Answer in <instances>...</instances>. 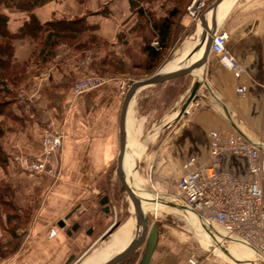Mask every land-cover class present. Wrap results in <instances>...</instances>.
I'll list each match as a JSON object with an SVG mask.
<instances>
[{
	"label": "crops",
	"instance_id": "crops-1",
	"mask_svg": "<svg viewBox=\"0 0 264 264\" xmlns=\"http://www.w3.org/2000/svg\"><path fill=\"white\" fill-rule=\"evenodd\" d=\"M206 1L208 5L216 0ZM104 10L105 15L102 14ZM0 13L9 17V30L12 33H17L28 19L25 13L10 12L1 7ZM34 15L42 24L86 17L89 26L96 28L97 36L117 44L120 34L124 31L128 33L127 26L134 12L130 0H87L85 5L76 0H67L51 2L36 9ZM218 27L229 35L227 47L242 69L241 74L228 69L218 56L211 53L206 65L193 75L139 92L128 114V144L132 145V152L140 146L131 142V135L140 137L141 129L138 128L133 134L131 132L133 124L140 127L139 119L136 117L134 120L133 114L143 102L151 97H159L163 91L181 85L186 79L184 91H187V97L183 93L177 95L172 102V110H179L166 119L174 125L165 144L168 162L183 167L186 160L195 158L200 166L218 163L223 170L245 177L248 166L245 158L230 152L215 156L214 152L220 140L235 133L244 135L251 142L264 144V0H235ZM122 83L113 79L80 96H76L70 87L67 88L57 78L35 82L31 90L26 89L28 97H41L45 106L52 101L51 90H65L62 94L57 92L56 97L63 115L59 124L64 134L60 170L62 181L52 185L48 177H32L36 193L45 198L31 226L30 239L26 242L21 259L12 264H65L71 258H79L83 252L88 254L92 249L89 244L98 232L92 217L101 212L104 222L112 218V198L110 194L103 193L106 190L103 185L111 178L113 169L117 168L121 111L129 89L123 91ZM196 83L200 86L191 100ZM194 103H200V106L196 108ZM187 107L192 108L190 115L183 114ZM46 112L52 114L53 110ZM146 120L141 117L142 125ZM34 122L39 127L42 124L41 120L35 118ZM170 124L155 130L154 138ZM38 151H41L40 144ZM156 195L159 199L174 200L173 197ZM71 213L73 217L67 221V227L61 228L59 222ZM77 224L79 228L74 230ZM168 233V230L160 228L159 242L150 264H190L192 258L198 264H226L219 258L201 261L197 256L181 257L178 243L169 240ZM199 239L204 246L216 248L207 240ZM218 251L226 258L224 253Z\"/></svg>",
	"mask_w": 264,
	"mask_h": 264
},
{
	"label": "rangeland",
	"instance_id": "rangeland-1",
	"mask_svg": "<svg viewBox=\"0 0 264 264\" xmlns=\"http://www.w3.org/2000/svg\"><path fill=\"white\" fill-rule=\"evenodd\" d=\"M134 1L135 8L149 9L156 21L166 18L174 8H177L179 16L175 23L185 25V27L177 29L175 42L163 52L159 62L147 63L143 53L144 47L149 43L152 46L157 44V39L148 27L139 26L138 15L136 14L133 15L131 23L127 26L128 33L124 31L120 34L119 43L113 44L109 41L106 42L107 40H101L99 36L97 37L96 31H91V33L82 34L75 41L63 40L62 45L60 44L55 49L49 48L47 52H54L56 57L50 56V59L47 60L39 56L40 51L45 49L44 41L31 39L16 41L15 61L19 64L21 73L22 71L25 72L23 86L19 89L20 101L17 100L19 99L17 96L14 103H6L4 102L5 94H0V133L2 135L0 138V264H12L15 263V260L21 259L26 242L30 239L31 226L45 198L44 195H38L39 193H36L33 186L32 177L38 176L26 172L17 158L39 156L42 151L45 126L51 122L58 126L62 123L61 105H58L56 97L57 92L62 94L65 90H51L52 101L48 106H45L41 97L34 99L28 97L29 93L26 89L31 90L35 82L53 81L54 78H57L62 80L67 88L70 87L73 92L75 83L86 77L118 79L126 82L128 89L134 82L148 79L164 71L168 64L179 56L180 49L187 40L196 41L199 38L201 27L199 20L192 19L187 15L188 7L194 0ZM211 2L200 16L214 3L211 4ZM82 43H90L92 50L89 47L80 50L78 46ZM84 55L86 58L82 60ZM151 69L152 71L148 72ZM185 80L181 85L163 91L159 97L146 99L141 108L133 114L134 120L136 117L137 120L139 119L140 127L133 124L131 134L139 128L141 129V136L135 140L134 136L131 135V142H136L140 148L142 145L145 146L143 154L138 159L137 178L141 188L153 198H156V194L165 198L176 194L175 184L184 174L182 166L177 167V163V165H173V163L168 162L165 144L174 128V125L166 119H170L169 116L179 110H172V102L177 95L183 93L187 97L188 94L187 91H184L187 84ZM12 110L17 112L19 118L14 116ZM47 110H53V113L48 114ZM141 117L147 119L143 125L142 121L140 122ZM34 118L42 121L40 127L36 125L37 121L34 122ZM166 124L170 125L163 128L161 134L154 138L155 130H159L160 126ZM39 128L41 130L38 132ZM39 144L41 146L40 152L38 151ZM48 178L52 181V185L62 181L60 174L57 178ZM40 184L39 182L38 185ZM47 185L49 184L47 183ZM103 187L106 188L103 193L110 194L112 198V218L104 222L101 212L95 213V218L92 217V220L96 223L98 232L94 234V238L89 244L92 249L88 254L81 253L79 258L74 259L71 264H82L92 252L112 241L115 235L103 239L112 225L119 223L121 226L129 218L135 219V213L131 211L130 207L131 202L116 178V167L111 173V178L104 183ZM165 208L160 209L158 214L148 212L146 215L150 224L158 223L159 228L169 231V240L178 243V252H180L181 257L184 255L186 258L197 256L201 261L208 258H219L226 264H236L220 255L218 249L204 246L199 238L205 239V237L197 232L200 230L199 223L191 221L187 215L178 214L179 212L169 207ZM233 242L228 239L224 240L225 248L238 255L239 258H256L258 260L253 251ZM144 250L143 247L127 259L129 261L125 260L120 264H140L145 253ZM246 264L253 263L247 262ZM258 264L262 263L259 262Z\"/></svg>",
	"mask_w": 264,
	"mask_h": 264
},
{
	"label": "built area",
	"instance_id": "built-area-1",
	"mask_svg": "<svg viewBox=\"0 0 264 264\" xmlns=\"http://www.w3.org/2000/svg\"><path fill=\"white\" fill-rule=\"evenodd\" d=\"M207 7L206 0H194L188 7V16L199 20ZM228 33L218 30L214 36L211 53L218 56L221 63L240 75L242 69L228 50ZM153 46H157L155 43ZM112 78L86 77L78 80L73 93L76 96L93 91ZM127 90V83H122ZM196 108L200 103H194ZM191 107L183 114L190 115ZM64 134L60 127L51 122L43 132L42 151L39 156L18 157L23 169L37 176L57 178L62 162ZM230 152L245 158L248 162L245 177L235 176L223 170L218 163L210 166L198 165L195 158L185 161L184 174L175 184L172 197L210 228L219 232L223 240H230L251 249L264 264V144L254 143L244 135L235 133L220 140L215 156ZM190 264H198L192 258Z\"/></svg>",
	"mask_w": 264,
	"mask_h": 264
},
{
	"label": "trees",
	"instance_id": "trees-1",
	"mask_svg": "<svg viewBox=\"0 0 264 264\" xmlns=\"http://www.w3.org/2000/svg\"><path fill=\"white\" fill-rule=\"evenodd\" d=\"M58 1L63 0H0L1 8L10 12L25 13L28 17L21 29L17 33H12L9 30V17L0 13V94H5L4 102L14 103L17 96L19 98L17 100L20 101L19 89L24 83L23 78L25 72L22 71L21 73L19 64L15 61L14 49L16 41L25 39L44 41L43 46L45 49L40 51L39 56L47 60L50 56L56 57L54 52H47L49 48L55 49L60 44L62 45L63 40L75 41L79 39L82 34L96 31V28L89 26L86 17L75 18L73 20H54L44 24L39 22L34 15V11L51 2ZM77 1L84 4L87 0ZM130 2L134 15H138L139 26L148 27L153 36L157 39V46H152L149 43L144 47L143 53L147 63L159 62L163 52L168 50L175 42L178 32L177 29L185 27L182 23H175V20L179 16L178 10L174 8L166 18L156 21L149 9L135 8V1L130 0ZM102 14H106L105 10ZM99 39L106 41L101 37H99ZM86 47L92 50L90 43H82L78 46L80 50ZM85 58L86 56L84 55L82 60H85ZM150 71H152V69L148 70V72ZM12 113L19 118L17 112L15 113V111L12 110ZM1 137L2 135L0 133V138Z\"/></svg>",
	"mask_w": 264,
	"mask_h": 264
},
{
	"label": "bare ground",
	"instance_id": "bare-ground-1",
	"mask_svg": "<svg viewBox=\"0 0 264 264\" xmlns=\"http://www.w3.org/2000/svg\"><path fill=\"white\" fill-rule=\"evenodd\" d=\"M232 1V2H231ZM235 0H226L221 5V8H218L216 12L210 11L207 14V21L210 23V25L215 22L218 26L221 20H223L226 15L228 14L230 7L232 3H234ZM220 9V11H219ZM210 15V16H209ZM199 27V26H198ZM199 29V28H198ZM199 37L195 42L193 40H187L182 49H180L179 56L171 61L166 69L162 71V73H173L183 68H189L199 62V60L204 56L206 52V46H207V37L204 38L203 30L200 27L199 29ZM194 42V43H193ZM193 43V44H192ZM192 44V45H191ZM201 44V48L199 51L190 58L191 52L193 49ZM191 45V46H189ZM176 57V56H175ZM135 140L139 138V135L134 136ZM130 147H132L131 144H128L126 158L124 162V172L127 176H129L128 182L135 191L137 197L142 201V209L145 215L148 212H152L153 214H158L160 209H166L165 207H169L181 215H187L188 218L193 222L199 223L200 227L197 232L200 233V235H203L205 237V240H207L209 243H211L213 246L218 248L222 253L225 254L226 258H228L230 261L236 263V264H246L247 262H251L253 264H258L260 261L256 258H239L238 255L232 253L231 251L227 250L225 248L224 242L219 237V232L210 228L204 221L199 220L197 217H195V214L188 211V210H182V206L179 205L175 200L173 199H159V198H153L152 196L147 195L145 190H143L140 186V183L137 178V168H138V159L143 154L145 147H136L134 148V152L130 151ZM126 170V171H125ZM147 177V176H146ZM142 183V182H141ZM170 205V206H169ZM131 211L134 212L133 205L131 204ZM126 213V212H125ZM168 214V213H167ZM147 216V215H146ZM155 217V216H154ZM136 219L129 218L126 220L111 236L115 235L112 239V241L106 243L104 246L99 248L98 250H95L92 252L83 262L82 264H106L116 256L122 254L133 242V240L136 238L137 234V228H136ZM190 221V223H191ZM235 244H239L236 242H233ZM241 245V244H240ZM243 248L247 250H251L246 246L241 245ZM145 251V250H144ZM224 251V252H223ZM252 251V250H251ZM228 254V255H227ZM143 259V258H142ZM258 262V263H256Z\"/></svg>",
	"mask_w": 264,
	"mask_h": 264
},
{
	"label": "water",
	"instance_id": "water-1",
	"mask_svg": "<svg viewBox=\"0 0 264 264\" xmlns=\"http://www.w3.org/2000/svg\"><path fill=\"white\" fill-rule=\"evenodd\" d=\"M224 1L225 0H216L209 7V9L199 17V24L203 30L204 38L207 37V46H206V52L204 56L199 60L197 64L189 68L180 69L173 73L159 72L148 79L136 81L129 87V89L127 90L125 94L122 111H121V118H120V151H119V155L117 159L116 177L121 187L127 194L131 204L133 205L136 225H137V234H136V238L133 240L131 245L122 254L116 256L115 258H113L106 264H120L123 261L131 258L136 252H138L143 247L145 248V253H144L143 259L141 260L140 264H150L154 256V253L157 249V245H158L159 238H160V228H159L158 223H153V224L149 223L148 218L142 209V201L137 197L135 191L129 184L127 176L124 172V162H125L127 148H128L127 121H128V114H129V110L131 108L132 102L136 98L139 92L145 89L151 88V87H156V86L169 83L178 78L193 75L196 71L201 70L206 65L208 58L211 54L214 36L219 30V27L215 22H213L210 25V23L207 21V14L210 11L216 12ZM200 48H201V44L197 45L191 52L190 58L193 57L199 51ZM199 86H200L199 83L195 84L192 94H191V100L195 97L196 92L199 89ZM106 202H103V204H105ZM181 208L182 210L184 209L183 207ZM72 217H73V213L69 214L64 220H61L59 222V226L61 228H66L67 221L71 220ZM119 227H120L119 223L113 225L108 230V232L104 235L103 239H107ZM77 228H79L78 224L73 229L76 230ZM73 260L74 258H71L65 264H71Z\"/></svg>",
	"mask_w": 264,
	"mask_h": 264
},
{
	"label": "flooded vegetation",
	"instance_id": "flooded-vegetation-1",
	"mask_svg": "<svg viewBox=\"0 0 264 264\" xmlns=\"http://www.w3.org/2000/svg\"><path fill=\"white\" fill-rule=\"evenodd\" d=\"M108 211H110V207H109V209H108ZM111 212H112V209H111ZM117 224V223H116ZM115 225V224H114ZM113 226V225H112Z\"/></svg>",
	"mask_w": 264,
	"mask_h": 264
}]
</instances>
